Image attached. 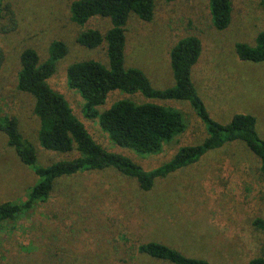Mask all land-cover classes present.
<instances>
[{
	"label": "rangeland",
	"instance_id": "374dc122",
	"mask_svg": "<svg viewBox=\"0 0 264 264\" xmlns=\"http://www.w3.org/2000/svg\"><path fill=\"white\" fill-rule=\"evenodd\" d=\"M74 0H6L0 29V115L16 116L24 137L36 148L39 163L67 158L45 149L38 139L39 119L33 97L17 89L20 55L34 48L42 60L53 40L67 42L49 84L68 100L92 137L110 151L131 157L147 169L168 161L183 144L200 143L204 126L188 101L143 99L112 91L102 112L118 99L153 101L185 114L188 129L166 143L161 152L139 155L111 141L97 118L84 114L85 100L69 86L67 68L94 59L108 65L104 46L89 49L78 43L83 29L71 19ZM87 26L105 32L108 18ZM264 30V0H234L232 21L222 31L212 26L206 0H156L155 17L147 22L132 16L127 26L126 65L142 69L152 85L174 84L169 51L187 34L197 35L203 51L192 70L193 81L211 116L228 123L234 114L251 113L264 138V62L240 59L237 42L254 44ZM75 156L69 155L68 157ZM260 159L243 141L211 150L198 162L158 178L151 190L115 169L79 172L57 180L48 199L15 222L0 226V264H173L138 252L141 243L159 241L187 256L213 264H247L262 256L264 230L253 225L264 217V174ZM39 181L0 132V204L27 200Z\"/></svg>",
	"mask_w": 264,
	"mask_h": 264
},
{
	"label": "trees",
	"instance_id": "16d2710c",
	"mask_svg": "<svg viewBox=\"0 0 264 264\" xmlns=\"http://www.w3.org/2000/svg\"><path fill=\"white\" fill-rule=\"evenodd\" d=\"M233 1L206 0L215 29L222 31L230 26ZM70 11L71 19L83 28L78 34V43L89 49L104 46L109 63L106 65L94 59L73 62L67 68V81L84 98L85 116L97 118L112 142L139 155L156 154L162 151L166 143L188 129L185 114L181 110L153 101L118 99L101 112L99 107L116 90L146 99L188 101L204 126L205 138L200 143L181 145L168 161L151 169L125 154L106 149L92 137L67 98L49 84V79L57 70L58 61L69 52L67 42L53 40L44 60L36 49L26 48L20 55L17 89L33 97V112L39 119L40 144L47 150L66 154L67 158L49 165L40 164L35 146L20 130L19 119L0 115V132L7 136L9 145L21 161L39 177V181L30 189L27 200L0 204V226L15 222L34 209L38 202L48 199L61 177L115 169L135 179L143 190L148 191L153 188L156 179L192 165L209 151L233 141L246 144L260 159V170L264 174V138L257 129V117L239 112L228 123H221L211 116L198 93L192 70L202 54L203 43L197 35H184L171 47L169 57L174 84L165 89L155 88L142 69L126 65L129 20L137 16L143 21H152L156 0H74ZM5 13L14 16L11 4L0 0V29ZM99 17L110 20L111 26L105 32L87 26L91 20ZM235 49L238 57L244 61L264 62V30L258 32L254 44L237 42ZM3 63L4 54L0 50V69ZM253 225L264 230V217H256ZM137 250L173 264H213L205 258L187 256L159 241L141 243ZM262 251V256L251 259L247 264H264V246Z\"/></svg>",
	"mask_w": 264,
	"mask_h": 264
}]
</instances>
